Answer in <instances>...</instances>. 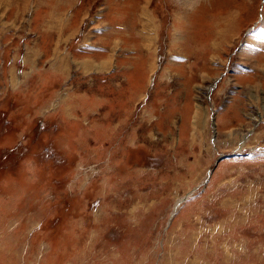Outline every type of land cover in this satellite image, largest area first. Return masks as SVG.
Masks as SVG:
<instances>
[{
	"label": "rangeland",
	"instance_id": "rangeland-1",
	"mask_svg": "<svg viewBox=\"0 0 264 264\" xmlns=\"http://www.w3.org/2000/svg\"><path fill=\"white\" fill-rule=\"evenodd\" d=\"M0 264H264V0H0Z\"/></svg>",
	"mask_w": 264,
	"mask_h": 264
}]
</instances>
